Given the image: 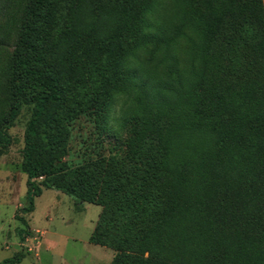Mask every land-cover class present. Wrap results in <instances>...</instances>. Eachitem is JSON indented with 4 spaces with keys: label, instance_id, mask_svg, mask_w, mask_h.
<instances>
[{
    "label": "trees",
    "instance_id": "16d2710c",
    "mask_svg": "<svg viewBox=\"0 0 264 264\" xmlns=\"http://www.w3.org/2000/svg\"><path fill=\"white\" fill-rule=\"evenodd\" d=\"M162 4L25 0L0 78V148L32 107L22 210L42 187L100 206L89 241L115 251L109 264H264V0ZM140 49L167 77L139 85L125 139L70 166L71 122L103 125Z\"/></svg>",
    "mask_w": 264,
    "mask_h": 264
},
{
    "label": "rangeland",
    "instance_id": "374dc122",
    "mask_svg": "<svg viewBox=\"0 0 264 264\" xmlns=\"http://www.w3.org/2000/svg\"><path fill=\"white\" fill-rule=\"evenodd\" d=\"M171 0H160L161 7ZM25 0H0V78L16 40L21 10ZM178 47L182 62L187 58L184 41ZM160 55L152 61L147 50L140 49L130 59L135 78L110 98L103 125L96 126L93 116L83 113L71 122L68 154L70 166L107 155L116 139L127 136L128 121L138 114L139 85L149 86L167 77ZM185 73V72H184ZM187 74V72L185 73ZM30 105H22L19 114L7 129L10 144L0 148V264H12L8 259L22 254L17 264H109L115 251L89 241L101 207L78 200L55 188L42 187L34 198V209L25 212L26 172L22 168L24 131L31 114ZM2 110L0 109V114ZM46 170L41 174L45 175ZM43 176L35 180L41 183ZM17 217L26 221L24 225ZM23 231V239L20 238Z\"/></svg>",
    "mask_w": 264,
    "mask_h": 264
}]
</instances>
